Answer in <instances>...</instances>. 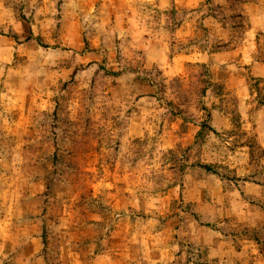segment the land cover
<instances>
[{
  "label": "rangeland",
  "instance_id": "1",
  "mask_svg": "<svg viewBox=\"0 0 264 264\" xmlns=\"http://www.w3.org/2000/svg\"><path fill=\"white\" fill-rule=\"evenodd\" d=\"M0 264H264V0H0Z\"/></svg>",
  "mask_w": 264,
  "mask_h": 264
},
{
  "label": "trees",
  "instance_id": "2",
  "mask_svg": "<svg viewBox=\"0 0 264 264\" xmlns=\"http://www.w3.org/2000/svg\"><path fill=\"white\" fill-rule=\"evenodd\" d=\"M36 42L41 47H45V48L48 47V46L43 45L42 42L40 41V39H37Z\"/></svg>",
  "mask_w": 264,
  "mask_h": 264
}]
</instances>
